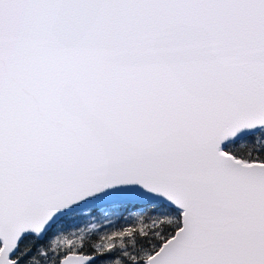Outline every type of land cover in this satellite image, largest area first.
Segmentation results:
<instances>
[{"label":"snow or ice","instance_id":"obj_1","mask_svg":"<svg viewBox=\"0 0 264 264\" xmlns=\"http://www.w3.org/2000/svg\"><path fill=\"white\" fill-rule=\"evenodd\" d=\"M0 264H264V0H0Z\"/></svg>","mask_w":264,"mask_h":264}]
</instances>
